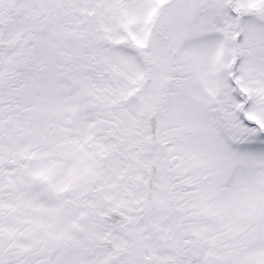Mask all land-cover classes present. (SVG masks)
Returning <instances> with one entry per match:
<instances>
[{
    "label": "snow or ice",
    "instance_id": "obj_1",
    "mask_svg": "<svg viewBox=\"0 0 264 264\" xmlns=\"http://www.w3.org/2000/svg\"><path fill=\"white\" fill-rule=\"evenodd\" d=\"M0 264H264V0H0Z\"/></svg>",
    "mask_w": 264,
    "mask_h": 264
}]
</instances>
